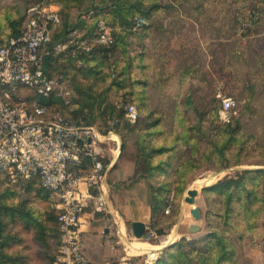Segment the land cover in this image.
I'll use <instances>...</instances> for the list:
<instances>
[{
  "label": "rangeland",
  "instance_id": "obj_1",
  "mask_svg": "<svg viewBox=\"0 0 264 264\" xmlns=\"http://www.w3.org/2000/svg\"><path fill=\"white\" fill-rule=\"evenodd\" d=\"M41 1L0 0V30L7 25L9 17L11 19L23 17L28 7ZM157 1L163 4V7L161 12L152 19L151 27L160 30L162 34L152 28L154 32L149 40L143 41L141 36L129 38V47L127 46L125 55H118L113 60L114 63L117 61L116 63H119L120 66H124L126 65L125 63H128L127 58L130 59L129 56L131 55L135 57L143 53L147 62L152 59L153 69L148 76L150 80L149 94L151 97L149 108L147 111L145 109L141 114L140 122L136 125L129 123L123 114L120 115L121 117L118 116V111L116 110L113 114L106 115L103 118L97 114L95 121L100 130L105 132L109 128V121L111 119L118 120L115 125V132L121 138V147L119 156H117L118 158L109 172L108 184L110 185V190L112 185H115L120 190H127L129 193L128 200L134 199L135 207H140V205L145 207L148 205L150 182V179L147 177V163L144 159L139 158L140 147L138 141L156 119L162 118L164 119V123L151 130V132L155 133L153 135L152 147L159 148L164 145L170 148L175 136L179 134L182 127L178 123L174 124L173 118H187L188 122L183 125L184 129L182 131L187 134V138L185 142L181 143L182 148L179 150V155L182 159L185 158L184 155L189 154L192 146L198 144L204 148L208 143L209 135L213 133V120L216 118V112L220 114L222 102L225 98H231L236 101L237 106L233 111V115L240 116L243 114L248 123V128L255 125L254 121L259 125L256 128L257 131L262 132V128H264V0H208L204 3L207 5L204 6L205 13L202 20L208 25L211 24L212 20L217 25L221 21H224L218 27L215 26L214 33L221 35L228 31L227 36L229 37V41H226L223 47H218L221 51L218 50L216 52L214 71L212 69L208 71L210 76L206 79L204 86L194 85L191 82H180V75L182 73L177 75L180 70L185 69L195 60L194 52L180 54L173 52L165 53L164 51L175 42L185 44L188 40L184 38L178 40L175 38H179L187 27L178 20L174 13L175 9L170 8L171 6L169 5H173L172 3L183 5L185 9H181V11L191 14V12L193 13L196 10V7L201 6L202 0ZM255 12L258 13V18L256 16V19H253L252 25L245 27L243 22L249 18V15ZM162 19L169 20L170 24L167 27L162 26L159 22ZM254 24L255 27L249 30ZM237 25L238 28L236 30ZM160 40L165 41V44H161ZM153 46L156 48L153 49ZM160 50L164 52H160ZM222 56L224 57L223 61ZM68 57L60 56L57 58L55 63L51 65L49 72L54 76H62L64 78L69 91L68 100L72 101V98L75 99L77 97L76 85L72 79L73 75L81 71L80 69L85 68V66L80 59L63 61V59H67ZM163 57H166V64H169L166 67L163 64V60H165ZM113 62L111 60V63ZM120 72L121 67L104 68L103 73L99 76L90 75L87 78L83 77L81 83L93 87V93L96 97L98 96L97 94L108 90L106 96V99H108L107 105L109 103L117 105L120 102L137 105L132 100V97L126 94L124 89L113 86V83H117V80L119 81L117 77ZM68 74L69 76H67ZM182 80H185V78H182ZM126 84L128 83L123 81V86H126ZM249 87H255L256 96H251V93L248 92ZM185 98L191 99L185 100ZM190 101L193 106L186 105ZM54 102L55 109L57 110L64 107L63 105H69L61 98L57 99V102ZM196 108L202 111L207 110L213 115L209 113L206 116V120L201 122L197 116ZM150 112L154 114L149 115L148 113ZM255 114H259V116L257 117ZM218 121L220 122L219 118ZM165 143H170V145L166 146ZM145 144L149 145L148 142H145ZM122 146L124 147L123 149ZM102 148L106 161H108L112 155L113 144H104ZM163 159H165V156L158 154L152 162L156 164ZM200 167L199 173L190 176L185 183L180 184L184 186V190L179 195V209L174 226L171 228L165 227L163 229L164 234H158L159 237L155 239L149 238L147 234V231L151 230L157 233L156 230L150 227L151 222H149L146 234L142 239H137L133 235L129 243L130 264H158L159 260L164 259L163 249L175 243H180L184 238L186 239V243L183 245L184 252L192 251L193 248L202 249L205 247L209 242L207 240L210 227H208L206 217L210 209L204 196V189L220 183H226L231 179H237L243 176V170L264 168V166L257 165H242L222 170L220 171L221 173L215 174L216 172L210 169L207 161L200 164ZM111 173L117 176L115 184L113 180H110ZM211 176H213V181L209 185L198 188L193 184L198 179L204 177L208 179ZM159 180H162V178H159ZM196 189L198 190V194H195ZM38 191V188L29 187V184H13L7 174H0V196L4 197L5 203L10 207L18 206L25 211H31L39 218L48 221V232L51 233L55 229L54 225L56 227L57 224L59 212L57 208L58 200L53 194L48 195L46 191L40 194ZM188 191L190 193L187 194ZM193 195L196 198L195 204L189 202ZM174 198L175 194L172 192L167 204L170 200H174ZM195 206L201 209L202 218L199 221H196L191 214V210ZM172 214L169 215L171 216ZM5 222L6 233H4V237L8 245L5 252L11 258L19 255L22 259L24 257L25 259H23L22 264L52 263L55 252L53 254L51 250V240L50 246L49 244L43 245L41 244L43 242L35 240L34 231H27L23 222L17 221V219L10 220L8 217H6ZM192 224L199 225L201 230L195 233L190 232L189 225ZM129 227L132 228L131 223H129ZM173 230L177 232V237L174 243L170 245V243L165 242ZM229 233L232 243L236 248V255L232 261L223 264H264V244L260 237H254L253 234L240 237V235H236L231 231ZM16 241L20 242L16 244ZM136 243H148L154 249L141 254L134 253L131 251L130 245ZM159 248L161 250L156 251ZM172 251H175V249H172ZM150 253H153L154 256L150 257L148 255Z\"/></svg>",
  "mask_w": 264,
  "mask_h": 264
},
{
  "label": "trees",
  "instance_id": "obj_2",
  "mask_svg": "<svg viewBox=\"0 0 264 264\" xmlns=\"http://www.w3.org/2000/svg\"><path fill=\"white\" fill-rule=\"evenodd\" d=\"M43 1L46 6H57V10L62 19V24L60 26L50 25L53 31L52 45L67 41L74 30H78L79 39L84 40L88 37H94L95 25L100 19H104L108 26L112 28L115 39L114 43L109 47L96 46L90 53L78 52L75 58L68 55L69 57L67 56V59H63V61L66 62L73 59H80L84 63L85 68L80 69L81 71L75 73L72 78L76 85L77 97H75V99L72 98L69 105H63L64 107L61 109L58 108V110L65 118L74 119L76 121L82 120L87 125L95 124L97 114L99 117L103 118L106 115L113 114L116 110L118 111V116L122 115L123 113L118 110L117 105H112V103L106 104L108 101V99H106L108 90H104L102 93L97 94L98 96L96 97L93 93V87L81 83L83 77L87 78L90 75L99 76L103 73L104 68L112 69L113 66H116V68L121 67V72L117 77L119 81L117 80V83H113V86H115V88L124 89L126 94L130 95L132 100L137 103V105H133H135L139 111V119L136 123L138 124L141 119V114L145 109L147 111L151 101L149 94L150 80L148 76L153 69L152 59L147 62L145 54L141 53L139 56H129L130 59L127 58L128 63H125L126 65L124 66H120L119 63H116L117 61L114 63L113 60L118 55H125L126 48L129 45V38L141 36L143 41L149 40L154 32V28L151 27V21L161 12L163 4L159 3L157 0H42L32 6L38 5ZM206 1L208 0H202L201 6L196 7V10L193 11L194 14L191 12L189 15L179 9H175L174 13L183 24L189 26L190 21L188 22V20H191L199 26L201 41L207 45L208 52L211 54L210 56H212L210 70L212 69L214 71L216 52L218 50L221 51L218 47H223V44L229 41V37L227 36L228 31L221 35H216L214 33L215 26L218 27L224 23V21H221L220 24L217 25V23L212 20V22H210L211 24L208 25L202 20L203 14L205 13L204 6L207 5L204 4ZM172 4L177 5V3ZM178 5L181 9H185L183 5ZM28 8L23 17H15L14 19L8 18L9 20L6 27H8L9 33L5 35V38H0L1 45H4L10 37L18 35L27 28ZM92 11L94 12L93 16L87 19V16ZM180 11L186 19L179 17ZM138 19H144L145 24L141 27H137L136 22ZM255 24L250 27L249 30L253 29ZM6 27L3 29H6ZM209 28L211 29L210 31ZM237 28L238 25L236 30ZM3 29L0 30V35H2ZM157 32L162 34L160 30ZM185 35H187V33L183 31L179 38H175L178 40L182 38L185 39ZM160 43L165 44V41L160 40ZM171 46L172 44L169 45L167 49ZM171 52L178 53L174 51ZM190 52H194L195 60L192 61L191 65L177 73V75L182 73L180 75V82H188L192 76L199 72H203V78L206 81L210 76L209 73L206 72L205 74L204 71L207 58L205 56L206 54L202 49L199 51L196 49ZM163 58H165L163 64L166 67L167 60L166 57ZM223 59L224 57L222 56V61ZM111 60L113 63H111ZM53 63H55L53 59L47 58L45 68L49 71ZM167 72L169 71L167 70ZM188 74H190V76H188ZM124 75L125 77H123ZM67 76H69V74ZM182 78H185V80H182ZM123 81L128 84L123 86ZM248 92L251 93L252 97L256 96L255 87H249ZM29 93L31 94V92ZM191 98H185V100ZM57 99L58 98H51L50 100H44L45 103L50 104L53 112L58 111L55 109L54 102H57ZM187 104L191 106L192 102L190 101L186 103V105ZM196 113L199 120L204 122L206 116L210 112L196 108ZM148 114L153 115L154 113L150 112ZM210 115L213 114L210 113ZM215 116L216 118H213V133L209 135L208 143L204 148L198 144L192 146L189 154L184 155V159L180 157L179 150L182 148L181 143L185 142L187 138V134L182 132L184 129L183 125L188 122L187 118H173V123H178V125L182 127L180 129L181 133L179 132V134L175 136L170 148L164 145L159 148L152 147L153 135L155 133L151 132V130L164 123V119L162 118L156 119L155 122L151 123L152 125L147 129L148 131L139 138V158L146 161L147 177L150 179L148 205L152 212L151 227L156 230L159 235L164 234L163 229H165V227L171 228L176 223L175 221L179 209L178 199L179 195L184 190V186L180 184L183 182L185 183L190 176L199 173L198 171L201 168L200 164H203V162L207 161L210 169L215 172L242 165L264 166V128H262V132L257 131L256 128H258L259 125L256 121H254V126L248 128V123L243 114L240 116L232 115L229 122H222L218 112H216ZM255 116L258 117L259 114H255ZM145 142H148L149 145H146ZM165 145L169 146L170 143H165ZM123 148L122 146V149ZM158 154L161 156L164 155L165 159L153 164L152 161ZM104 161L106 164L109 163V160L106 161V157ZM84 169L87 170L88 166ZM159 178H162V180H159ZM38 182L37 179H33L28 184L29 187L38 188V192L41 194L46 190L41 188ZM46 192L48 195L51 194L49 191ZM172 192L175 194V198L173 200V214L170 216L165 214V209ZM203 192L210 209L206 217L208 227H210L207 240V242H209L202 249L193 248L192 251L184 252L183 245L186 243V239L184 238L180 243H175L163 249L164 259L159 260L158 264H223L230 262L236 255V248L232 243L230 231L236 235H240V237L253 234L254 237H260L264 244V168L243 170V176L237 179H231L226 183L213 185L204 189ZM6 217L10 220L17 219V221L23 222L27 231H34V238L37 242H43L41 244H49L50 246L51 240V250L53 254L55 252L56 255L60 246L58 219L56 227L54 225L55 229L49 233L48 221L18 206L10 207L5 203L4 197L0 196V264H22L23 259H25L24 257L22 259L20 255L11 258V256L5 252L8 246L4 237V233H6ZM19 242L20 241H16V244ZM172 249H175V251L171 252ZM53 263L54 259L50 264Z\"/></svg>",
  "mask_w": 264,
  "mask_h": 264
},
{
  "label": "built area",
  "instance_id": "obj_3",
  "mask_svg": "<svg viewBox=\"0 0 264 264\" xmlns=\"http://www.w3.org/2000/svg\"><path fill=\"white\" fill-rule=\"evenodd\" d=\"M93 14L90 12L87 19ZM257 15H249L243 25L251 26ZM27 16V28L0 44V174H7L13 184L37 179L41 188L57 198L60 246L53 264H88L83 227L96 214L110 209L108 176L121 147L115 132L118 120L111 119L108 130L102 132L97 124L87 125L65 118L59 110L53 112L44 100L61 98L69 104V91L64 78L50 75L45 67L47 58L76 57L78 52L90 53L96 46L109 47L115 39L112 28L100 19L94 37L79 39L78 30H74L67 41L52 45L50 25L62 24L57 8L43 1L28 8ZM143 24L144 19L136 22L137 27ZM236 106L231 98L223 100V122L230 121ZM117 108L129 123H137L135 105L120 102ZM104 144H113L108 164ZM166 205L165 214L169 215L173 200ZM147 234L159 237L152 230Z\"/></svg>",
  "mask_w": 264,
  "mask_h": 264
},
{
  "label": "crops",
  "instance_id": "obj_4",
  "mask_svg": "<svg viewBox=\"0 0 264 264\" xmlns=\"http://www.w3.org/2000/svg\"><path fill=\"white\" fill-rule=\"evenodd\" d=\"M54 7L58 9L57 6ZM170 8L181 10L179 5L176 4ZM179 17L186 19L181 11ZM178 20L181 21L179 18ZM189 21L190 25L188 26L186 24L187 29L183 30L185 33H187V35H185V39H188L187 42L185 44L175 42V44L169 47V49L166 48L164 51H174L181 54L189 53L190 51L196 49L198 51L202 49L206 54L205 56L207 57L204 70L206 74V72L208 73L210 70L212 56H210L211 54L208 52L207 45L201 41V37L199 35V26L194 21L188 20V22ZM159 22L165 27L170 24V21L167 19H162ZM8 33L9 30L8 27H6V29H3L0 38H5V35ZM155 48L156 47L153 46V49ZM161 51L162 50H160V52ZM188 82L201 86H204L206 83L203 78V72H199L198 74L192 76ZM116 177L117 176H114L113 173L110 174V180H113L114 184ZM128 194L129 193L127 190L123 191L117 188L115 185H112L109 193L110 209L108 213L96 214V217L93 221L85 222L83 227L85 231L84 250L88 258V264H130L129 243L134 234L133 229L129 227V223L133 224L136 221H139L145 223L147 227L149 222L152 220V212L149 205L145 207L141 205L140 207H135L134 199L131 201L128 200ZM173 243L174 241L171 242L170 245ZM158 250L161 249L159 248L156 251Z\"/></svg>",
  "mask_w": 264,
  "mask_h": 264
},
{
  "label": "water",
  "instance_id": "obj_5",
  "mask_svg": "<svg viewBox=\"0 0 264 264\" xmlns=\"http://www.w3.org/2000/svg\"><path fill=\"white\" fill-rule=\"evenodd\" d=\"M85 142L88 143L89 141L85 140ZM218 173H221V172H216L215 174H218ZM195 191H196L195 194H198V190L196 189ZM189 202L192 204L196 203L195 195H193L192 199H190ZM191 214L196 221H199L202 218L201 209L197 206H195L191 210ZM132 229H133V234H134L135 238L142 239L146 233L147 227H146L145 223L136 221L135 223L132 224ZM200 230H201V227L199 225H196V224H192L189 227V231L192 233L198 232Z\"/></svg>",
  "mask_w": 264,
  "mask_h": 264
},
{
  "label": "bare ground",
  "instance_id": "obj_6",
  "mask_svg": "<svg viewBox=\"0 0 264 264\" xmlns=\"http://www.w3.org/2000/svg\"><path fill=\"white\" fill-rule=\"evenodd\" d=\"M213 177H208L204 178V179H198L196 180L193 184L195 185V187L197 186L198 188L201 186H205V185H209L212 183ZM190 193L189 191L187 192V194ZM186 214V213H185ZM184 215V214H183ZM184 217V216H183ZM177 237V232L175 230H173V232L171 233V235H169L166 239L167 241L165 243H171L173 242ZM130 249L132 252L134 253H138L141 254L145 251H150L152 249H154V247H151L148 243H136V244H131L130 245ZM150 257H153V253L148 254Z\"/></svg>",
  "mask_w": 264,
  "mask_h": 264
}]
</instances>
